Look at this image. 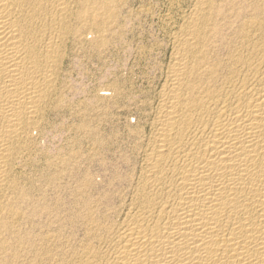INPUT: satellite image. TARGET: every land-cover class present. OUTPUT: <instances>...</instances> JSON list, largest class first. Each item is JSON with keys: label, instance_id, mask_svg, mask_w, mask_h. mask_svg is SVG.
<instances>
[{"label": "bare ground", "instance_id": "bare-ground-1", "mask_svg": "<svg viewBox=\"0 0 264 264\" xmlns=\"http://www.w3.org/2000/svg\"><path fill=\"white\" fill-rule=\"evenodd\" d=\"M89 1L0 0V186L43 130L68 35L115 17L117 0ZM189 15L125 147L97 139L95 173L67 153L78 184L44 221L0 204V264H264V0H196Z\"/></svg>", "mask_w": 264, "mask_h": 264}, {"label": "rangeland", "instance_id": "rangeland-1", "mask_svg": "<svg viewBox=\"0 0 264 264\" xmlns=\"http://www.w3.org/2000/svg\"><path fill=\"white\" fill-rule=\"evenodd\" d=\"M194 1L117 0L111 3L115 11L112 22L105 17L108 23L101 21L104 29L94 26L92 18L86 17L84 20L90 22L88 26L85 21L81 23L80 38L68 35L64 44L65 63L58 70L52 107L44 115L43 130L34 145L14 160L9 172L13 184L0 186H3L2 207L24 215L33 212L35 220L44 221L47 214L40 210L46 209L53 199L67 198L66 184H78L79 172L67 175L62 159L78 151L82 161L94 158L87 166L95 173L100 167L99 155L105 157L108 153L104 142L97 145L98 140L108 143L113 139L125 147L128 126L134 117L142 114L145 118V111L152 116L151 105L157 102V88L172 52L173 38L185 25ZM100 2L103 6L106 0L99 1V5ZM88 3L84 7L95 6L92 0ZM71 20L75 24L74 18ZM105 90L108 95L102 94ZM47 160L50 166L46 165ZM57 165L59 168H55ZM17 220L21 230L29 228L30 219Z\"/></svg>", "mask_w": 264, "mask_h": 264}]
</instances>
